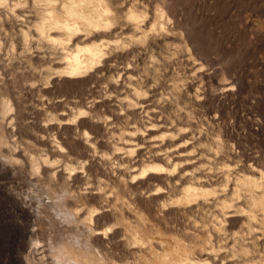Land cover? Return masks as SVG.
Segmentation results:
<instances>
[{
  "label": "rangeland",
  "instance_id": "374dc122",
  "mask_svg": "<svg viewBox=\"0 0 264 264\" xmlns=\"http://www.w3.org/2000/svg\"><path fill=\"white\" fill-rule=\"evenodd\" d=\"M70 1L0 0V264H51L65 189L84 264H264V0H76L98 26L41 34Z\"/></svg>",
  "mask_w": 264,
  "mask_h": 264
},
{
  "label": "clouds",
  "instance_id": "9594fccd",
  "mask_svg": "<svg viewBox=\"0 0 264 264\" xmlns=\"http://www.w3.org/2000/svg\"><path fill=\"white\" fill-rule=\"evenodd\" d=\"M31 190L30 187L29 191ZM70 197L71 191L68 189L57 193L53 215L59 224L65 227L79 225V229L71 233L69 240L63 242L53 240L48 245L51 264H84L85 259L97 251L92 231L80 223V218L69 208ZM29 211L33 215L36 214L34 208H29Z\"/></svg>",
  "mask_w": 264,
  "mask_h": 264
},
{
  "label": "bare ground",
  "instance_id": "6f19581e",
  "mask_svg": "<svg viewBox=\"0 0 264 264\" xmlns=\"http://www.w3.org/2000/svg\"><path fill=\"white\" fill-rule=\"evenodd\" d=\"M64 10H65V14L68 17V19L75 21L74 24H69L65 21L60 22V23L59 22L54 23L52 21V19H48V20H45L39 26V31L41 32V34L46 35L47 38H51L50 33H48L49 32L48 28L54 24L57 25V27L60 30H64L67 33H72V32L79 30L80 29L78 27L79 23L82 25V27H84L87 30H90L93 27H96L100 24V22L95 20V18L92 17L91 15L86 16L82 11L81 6L77 4L76 0H71L68 4H66L64 6ZM58 24H60V25H58ZM83 52H84L83 56L75 55V56L70 57L69 64H68L69 72L67 73L70 77L80 75L82 73V71L87 70L88 68L94 66L103 56L102 50L99 49L98 47H89V48L85 49ZM151 169H154L156 171V170H159L160 168H159V166L153 165V167H151ZM198 192H196V190H193V191L191 190V191L187 192V195L185 196L186 201H188V202L193 201L195 199V197L198 196ZM253 200L256 202V204L262 205L261 207H263L264 196H262L261 198L253 197ZM173 261H174V259H173ZM173 261H172V264H186L187 263L185 261H179V262L173 263Z\"/></svg>",
  "mask_w": 264,
  "mask_h": 264
}]
</instances>
